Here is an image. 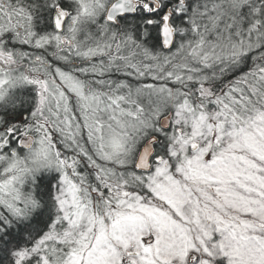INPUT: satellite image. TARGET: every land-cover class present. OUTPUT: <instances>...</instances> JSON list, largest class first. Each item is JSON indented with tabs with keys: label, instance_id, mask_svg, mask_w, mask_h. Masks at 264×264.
<instances>
[{
	"label": "snow or ice",
	"instance_id": "obj_1",
	"mask_svg": "<svg viewBox=\"0 0 264 264\" xmlns=\"http://www.w3.org/2000/svg\"><path fill=\"white\" fill-rule=\"evenodd\" d=\"M0 264H264V0H0Z\"/></svg>",
	"mask_w": 264,
	"mask_h": 264
}]
</instances>
